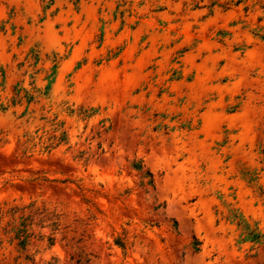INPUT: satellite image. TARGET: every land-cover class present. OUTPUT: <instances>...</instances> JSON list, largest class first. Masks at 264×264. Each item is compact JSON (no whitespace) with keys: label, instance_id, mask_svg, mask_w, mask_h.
I'll list each match as a JSON object with an SVG mask.
<instances>
[{"label":"rangeland","instance_id":"374dc122","mask_svg":"<svg viewBox=\"0 0 264 264\" xmlns=\"http://www.w3.org/2000/svg\"><path fill=\"white\" fill-rule=\"evenodd\" d=\"M0 67V264H264V0H0Z\"/></svg>","mask_w":264,"mask_h":264},{"label":"trees","instance_id":"16d2710c","mask_svg":"<svg viewBox=\"0 0 264 264\" xmlns=\"http://www.w3.org/2000/svg\"><path fill=\"white\" fill-rule=\"evenodd\" d=\"M53 1V0H51ZM3 79L5 80V71L2 67H0ZM137 170H141L142 167H135ZM147 178L149 179V185L153 186L154 180H153V174L148 171L146 173ZM47 181V179H44ZM11 214L13 217L17 216V227L16 224L12 228L11 231H7V233H13V237L10 239L11 241H17V246L22 251H26L27 248L30 246L31 241L34 238V232L33 227L38 226L41 229H44L48 227L46 224L47 222H51L49 226L52 227V234L48 237L49 246L53 247L56 242V233L59 230V227L61 225V215L56 213L55 211H50V209L44 204L42 207L38 205V201H32L27 205L24 206H16L13 207L11 210ZM235 219H239L238 217H235ZM37 221V222H36ZM16 222V221H15ZM237 225L242 228L243 230V239H241V243L246 242H252L254 244H260L264 241V236L258 232L256 229H252L250 224L247 223L244 219H239L237 222ZM40 240H44L46 238L45 235L40 234ZM118 246L123 248V250H126V245L120 241H117L116 243ZM201 242L199 240H196L193 244V248L195 252L200 251ZM27 260H30L34 262L35 260L28 258ZM58 259L53 258V261L47 263V264H57Z\"/></svg>","mask_w":264,"mask_h":264}]
</instances>
